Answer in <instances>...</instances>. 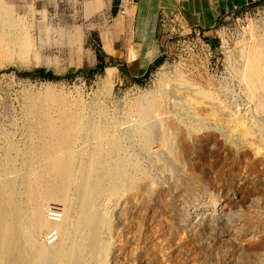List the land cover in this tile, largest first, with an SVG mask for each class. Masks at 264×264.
I'll list each match as a JSON object with an SVG mask.
<instances>
[{"label":"rangeland","instance_id":"1","mask_svg":"<svg viewBox=\"0 0 264 264\" xmlns=\"http://www.w3.org/2000/svg\"><path fill=\"white\" fill-rule=\"evenodd\" d=\"M108 1L0 0L1 180L25 211L63 213L47 218L59 241L44 229L34 246L62 249L77 202L75 264H264V14L208 34L167 26L162 59L134 79ZM101 52L122 61L97 71ZM39 70L58 79L24 76ZM66 155H83L76 196L28 189Z\"/></svg>","mask_w":264,"mask_h":264},{"label":"bare ground","instance_id":"2","mask_svg":"<svg viewBox=\"0 0 264 264\" xmlns=\"http://www.w3.org/2000/svg\"><path fill=\"white\" fill-rule=\"evenodd\" d=\"M57 158L46 171L38 173L35 179L27 177L25 184L32 190L38 187L44 195L56 192V184L60 191L70 186L71 194L76 196L81 184L79 176L85 167L83 155H66L62 161L54 162ZM1 178L0 171V264H75L71 235L78 220L77 202H73V205L71 203L70 213L64 225L60 226L65 237L62 249L49 257L45 250L34 246L36 232L44 229L50 232L57 227L55 223L48 222L47 209L35 202L29 212L25 211L16 197L17 180Z\"/></svg>","mask_w":264,"mask_h":264},{"label":"crops","instance_id":"3","mask_svg":"<svg viewBox=\"0 0 264 264\" xmlns=\"http://www.w3.org/2000/svg\"><path fill=\"white\" fill-rule=\"evenodd\" d=\"M262 0H111V11L124 18L126 38L120 45L127 47L124 68L134 79L146 77L160 61L168 38L162 28V18L182 15L186 25L211 33L221 17L239 13L253 2ZM56 0H35L44 9ZM10 8V7H8ZM12 9V8H11ZM13 10V9H12ZM115 61V55L111 56ZM121 59V58H120ZM119 59V60H120ZM122 61V60H120Z\"/></svg>","mask_w":264,"mask_h":264},{"label":"built area","instance_id":"4","mask_svg":"<svg viewBox=\"0 0 264 264\" xmlns=\"http://www.w3.org/2000/svg\"><path fill=\"white\" fill-rule=\"evenodd\" d=\"M258 2H253L252 4H250L248 7L250 6H254L253 9H251V11L249 10L247 13V19H248V23L252 24L256 15H260L261 13L264 14V5L263 6H259L256 7V4ZM255 16V17H253ZM162 28L163 29H167V26H170L172 28V30H182L183 32L185 31H192V28H190L189 26L186 25V21L184 19V17L182 15H177L174 16L172 18H167V17H163L162 21ZM48 218L52 221V222H59L62 220L63 217V213L62 210L60 208L57 207H50V209L48 210ZM59 241V234L57 230H52L50 232H48L45 236V238H43V242L44 244L48 245V246H52L54 244H56Z\"/></svg>","mask_w":264,"mask_h":264},{"label":"trees","instance_id":"5","mask_svg":"<svg viewBox=\"0 0 264 264\" xmlns=\"http://www.w3.org/2000/svg\"><path fill=\"white\" fill-rule=\"evenodd\" d=\"M106 58H110L111 60H114L112 57L103 54V52L98 54V60L100 62V66H98V68L96 69L97 71L103 72L107 68L106 67V65H107ZM122 71L124 74V71H126V70L122 69ZM24 76H26V77L40 76V77H43L45 79H50V80H57L58 79L53 74L47 73L45 70H39V71H36L34 73H28V74H25Z\"/></svg>","mask_w":264,"mask_h":264}]
</instances>
